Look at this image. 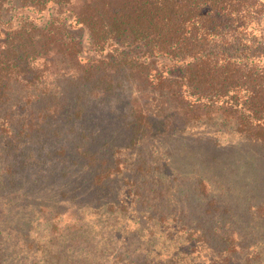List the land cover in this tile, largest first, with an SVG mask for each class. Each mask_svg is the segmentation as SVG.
Here are the masks:
<instances>
[{"label":"trees","instance_id":"1","mask_svg":"<svg viewBox=\"0 0 264 264\" xmlns=\"http://www.w3.org/2000/svg\"><path fill=\"white\" fill-rule=\"evenodd\" d=\"M184 137L264 182V0H0V264H264Z\"/></svg>","mask_w":264,"mask_h":264},{"label":"rangeland","instance_id":"2","mask_svg":"<svg viewBox=\"0 0 264 264\" xmlns=\"http://www.w3.org/2000/svg\"><path fill=\"white\" fill-rule=\"evenodd\" d=\"M184 139L182 144L177 142L171 144L174 162L178 163L177 165L190 166L198 159L196 153H203L207 158L210 157V153L215 152L213 150L219 153V162L212 165L209 170L215 184L225 192L222 204L239 208V199L253 201L264 197V182L260 180L256 167L247 162V153L244 149H239V143L221 137L220 146L212 149L209 141H207L209 145H206L205 141L195 145L190 137ZM256 175L258 182L254 180Z\"/></svg>","mask_w":264,"mask_h":264}]
</instances>
